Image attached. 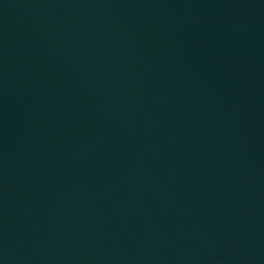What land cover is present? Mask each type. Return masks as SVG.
<instances>
[{"label":"water","instance_id":"95a60500","mask_svg":"<svg viewBox=\"0 0 264 264\" xmlns=\"http://www.w3.org/2000/svg\"><path fill=\"white\" fill-rule=\"evenodd\" d=\"M0 264H264V0H0Z\"/></svg>","mask_w":264,"mask_h":264}]
</instances>
